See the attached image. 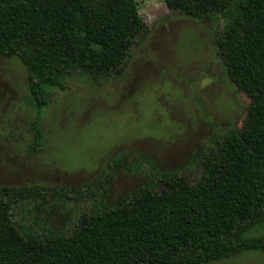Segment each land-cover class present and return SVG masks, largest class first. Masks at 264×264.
<instances>
[{
	"label": "trees",
	"instance_id": "obj_1",
	"mask_svg": "<svg viewBox=\"0 0 264 264\" xmlns=\"http://www.w3.org/2000/svg\"><path fill=\"white\" fill-rule=\"evenodd\" d=\"M195 20H219L213 44L231 83L250 101L242 125L201 143L166 169L139 152L149 180L114 205L82 212L70 230L41 219L52 201L103 197L131 155L82 185L0 184V264H211L264 253V0H165ZM146 30L137 0H0V56L28 72L38 110L31 150L44 135L51 90L83 74L102 85L117 76Z\"/></svg>",
	"mask_w": 264,
	"mask_h": 264
},
{
	"label": "rangeland",
	"instance_id": "obj_2",
	"mask_svg": "<svg viewBox=\"0 0 264 264\" xmlns=\"http://www.w3.org/2000/svg\"><path fill=\"white\" fill-rule=\"evenodd\" d=\"M137 1L146 30L120 73L102 85L77 74L66 89H52L40 113L45 135L37 151L30 148L39 113L28 72L20 60L0 56V184L82 185L104 173L118 153L131 155L133 170L118 171L105 196L50 202L40 215L55 228L68 231L81 211L114 205L143 186L150 169H135L139 152L173 169L245 117L250 99L231 83L213 44L223 21L186 17L165 0ZM211 264H264V253Z\"/></svg>",
	"mask_w": 264,
	"mask_h": 264
}]
</instances>
